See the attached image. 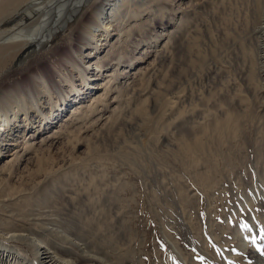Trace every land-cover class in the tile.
<instances>
[{
  "label": "rangeland",
  "instance_id": "rangeland-1",
  "mask_svg": "<svg viewBox=\"0 0 264 264\" xmlns=\"http://www.w3.org/2000/svg\"><path fill=\"white\" fill-rule=\"evenodd\" d=\"M183 1L188 0L162 1L161 19L159 11L143 12L136 21L130 19L133 26L123 47L125 57L135 61L121 68L123 77L118 83L125 85L127 92L120 104L112 102L79 121L70 115V106L78 101L72 99L69 83L64 80L57 87L46 80L48 92L37 91L28 76H24L25 82L29 80L28 88L12 84L7 87L16 107L27 108L29 121H23L24 114L19 112L10 129L2 133L0 165L16 155L27 131L26 139L32 134L33 138L45 137L57 129L60 133L51 138L52 144L30 151L27 160L9 171H0V227L18 229L17 233L33 231L32 235L26 233L33 238L45 236L48 251L75 264H215L213 224H221L226 217L228 229H233L235 223L241 228L246 226L247 216H242L245 210L241 213L235 208L245 186L233 181L229 188L225 180V188L212 190L203 178L207 165L204 148L188 152L180 144L182 138L192 141L195 136L204 144L205 120L225 110L230 100L240 102L234 107L236 111L251 109L243 0H190L200 3V7L181 22L179 13L188 6L179 7ZM217 8L227 14L232 27H239L235 35L219 36L208 31L214 32L217 19L205 12L213 16ZM78 14L67 22L66 31L75 25ZM146 16L151 19L149 23L144 21ZM14 18L1 21L0 27ZM139 24L140 30L135 26ZM115 32L110 30V35ZM168 32L175 38H185L178 53L172 50V40L167 41ZM158 34L157 47L150 43V50L146 48ZM59 38L60 34L49 41L37 38L11 68L46 54ZM165 42L167 56H157V49ZM171 53H175L173 59ZM54 55L57 57L47 53L43 63L50 67L56 82L66 74L74 86L83 90L80 104L85 105L90 95L102 91L95 87L87 93L78 72L65 61L58 63ZM38 66L31 68L33 74ZM57 105L64 108L52 119L55 122L38 127V118L57 113ZM243 122L237 139L253 135L250 118ZM33 127L36 130L30 133ZM4 242L22 246L35 261L29 246ZM246 262L251 263L250 258Z\"/></svg>",
  "mask_w": 264,
  "mask_h": 264
},
{
  "label": "bare ground",
  "instance_id": "bare-ground-1",
  "mask_svg": "<svg viewBox=\"0 0 264 264\" xmlns=\"http://www.w3.org/2000/svg\"><path fill=\"white\" fill-rule=\"evenodd\" d=\"M162 1L164 0H0V22L7 21L9 17H15L12 23L0 27V141L3 140L1 138L2 133L10 129V123L12 125L17 120L16 117L19 112L24 114L23 121H29L26 115L27 108L16 107L15 100L11 99L10 89L7 88L11 84L17 88H26L29 80L25 82L24 76H28L32 80V85L40 92H48L46 90V80L54 87L59 86L57 83H61L63 80L69 83L67 87L73 95L71 97L74 101H78V103L75 102L70 106V115L75 116V120H86L93 113L96 114L106 109L112 102L120 104L123 100V94L127 92L126 86L118 83V80L123 77L121 68L123 70L126 66L130 67L135 61L132 57H125L126 53L123 47L126 34L133 26L130 24V19L136 21L143 12L146 14L150 11L152 12L150 14L159 11L158 17L161 19L163 16L162 8H164ZM169 1L172 2L173 0ZM189 1L179 2V7H181V4L188 5L179 13L178 17L181 22L188 18L191 10L200 7V3ZM78 3L80 4L78 5ZM83 5H85L84 8ZM243 6L245 25L244 30H242L247 37L245 47H247L249 79L251 80L249 89L251 109L249 112L236 111L234 107H237L240 102L230 100V102H226L225 110L210 114L205 120L203 125L204 144L196 136L192 141L182 138L180 143L188 152H191L195 147L204 148L207 165L204 167L203 178L212 190L217 186L225 188V180L230 185L229 188H231L233 181L236 185L243 184V186H247V189L242 187V199L238 198L240 201L237 199L238 203L235 204L236 206L234 205L237 212L241 210L242 213V209L245 210L242 216H247L246 226L241 228L239 224L235 223L233 229H228L225 221L226 217L221 224H213L215 264H264V235L262 234L264 231V0H243ZM18 12H21L22 15H18ZM217 13H219L218 16H216ZM77 14L75 25L66 31L67 22L73 20ZM205 14L211 19H217L214 32L213 29L208 30L215 35L221 36L224 34L229 36L239 28L232 27L229 24L227 14L219 8L215 9L213 16L207 12ZM145 19L144 21H148V23L151 20L147 16ZM140 25L135 26L140 30ZM177 25L179 26V24ZM200 25L203 26L204 24ZM112 29H115L116 32L115 35L111 36L110 30ZM56 34H60V38L53 47L46 51V54L43 53L45 55L42 54L38 59L31 60V62L18 66L14 70L11 68L20 55L36 44L37 38H44V40L48 38L47 41H49ZM167 34V41L172 40L171 43L173 42L172 50H176V53H178L185 38H175V34H169V32ZM114 36H116L115 39ZM159 37L160 34L155 36V40L152 39L153 42L149 40L146 48L152 47L150 43H154L153 46L157 47ZM136 44H139V42ZM166 45L167 42L157 49V56H167ZM104 49L106 51L102 54L101 52ZM47 53L56 54L57 57L55 55L54 57H56L58 63L59 60L69 63L78 72L83 87L86 85L87 93L92 92L95 87L96 89L99 87L102 91L90 95V99H88V103H84L85 105L80 104L82 96L80 98L79 96L83 94V90L81 91L76 85L74 86L71 78L66 74L63 75V78H59L57 82L54 80L50 67L43 63L46 60ZM171 54V59H173L175 53ZM84 59H87L85 62H88V64H84ZM172 61L170 62L172 63ZM81 62L83 65L80 64ZM37 66L39 68L33 74L31 68ZM150 69L147 72H150ZM103 72H106V74L98 78L99 75H103ZM89 73L91 74L89 75ZM93 82H96L95 86L92 85ZM77 104H80V106ZM60 105H57L60 108L57 113H51L50 121H47L49 118L46 115L38 118L39 123H36L38 127L55 122L52 119L59 116L66 104H64V107ZM111 116L109 117L111 118ZM246 117L250 118L251 126L253 125V135H242L241 139L240 137L237 139L236 136L241 131L243 120ZM45 118L47 120L41 122ZM57 120L60 121V119ZM29 123L31 124V122ZM34 130L36 128L33 127L29 132L33 133ZM27 133L23 136L21 147L17 149L19 151L15 156L13 154L12 159L2 162L0 171L11 170L17 163L27 160L30 151H37L45 144H52L51 138L58 136L60 129L49 132L45 137L40 135L39 138H33L32 134L26 139ZM183 148L181 149L183 150ZM236 185H233L234 188ZM27 220L29 221V219ZM16 230L18 229H11L6 226L0 227L2 238V240L0 239V264H36V262L39 264H75L70 259L64 260L55 253L48 251L49 247L43 241L45 236L33 238L29 237L33 231L24 230L26 233L31 234L27 235L26 233H17ZM230 238L235 241L231 242ZM250 239L252 243L249 245ZM9 240L29 246L36 262L30 260L22 246L17 244L10 246L4 242ZM249 258L251 263L246 262Z\"/></svg>",
  "mask_w": 264,
  "mask_h": 264
}]
</instances>
